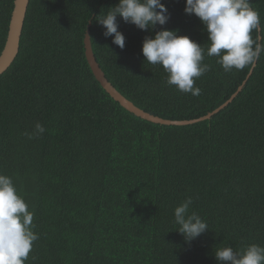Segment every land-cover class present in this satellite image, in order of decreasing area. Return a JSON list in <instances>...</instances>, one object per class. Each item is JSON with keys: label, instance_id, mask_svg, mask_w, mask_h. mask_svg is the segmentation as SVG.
Wrapping results in <instances>:
<instances>
[{"label": "trees", "instance_id": "obj_1", "mask_svg": "<svg viewBox=\"0 0 264 264\" xmlns=\"http://www.w3.org/2000/svg\"><path fill=\"white\" fill-rule=\"evenodd\" d=\"M170 19L141 30L117 17L125 47L96 20L119 0H31L11 67L0 75V173L11 176L34 212L25 264H219L216 247L264 246V53L251 68L224 72L216 57L195 81L199 96L166 83L146 61V36L179 30L208 47L186 0H162ZM264 27V0H251ZM15 0H0V56ZM99 18V17H98ZM92 48L109 82L143 111L171 121L213 113L188 125L136 116L94 75ZM36 122L45 133L29 139ZM193 200L208 229L188 243L174 209Z\"/></svg>", "mask_w": 264, "mask_h": 264}, {"label": "clouds", "instance_id": "obj_2", "mask_svg": "<svg viewBox=\"0 0 264 264\" xmlns=\"http://www.w3.org/2000/svg\"><path fill=\"white\" fill-rule=\"evenodd\" d=\"M185 12L195 14L203 23L208 35V47L194 41L179 30L161 28L155 36H146L142 52L146 61L160 65L167 73L166 83L181 93L199 96L201 89L195 81L211 70L204 63L207 56L216 57V63L228 73L255 67L264 53V27L251 0H186ZM151 31L165 25L170 19L168 7L162 0H119L96 20L104 27V35L113 43L125 47V35L119 30L117 17ZM99 17V18H98ZM45 127L36 122L29 139L45 133ZM193 200L185 199L174 209L175 223L188 243L198 238L209 227L196 212H189ZM34 212L26 199L18 194L11 176L0 173V264H25L33 242L39 236L33 231ZM219 264H264V246L249 244L242 250L232 246L216 247Z\"/></svg>", "mask_w": 264, "mask_h": 264}, {"label": "water", "instance_id": "obj_3", "mask_svg": "<svg viewBox=\"0 0 264 264\" xmlns=\"http://www.w3.org/2000/svg\"><path fill=\"white\" fill-rule=\"evenodd\" d=\"M31 0H15V7L13 10L11 22H10V30L7 38L6 45L4 47V50L0 56V75L5 73L11 65L14 63L15 59L18 56V53L20 51V41L24 29V24L28 12V8L30 5ZM91 22L89 24V28L87 30V33L85 35V48H86V57L87 60L91 66V69L96 76L97 80L101 83L103 88L117 101L119 102L124 108H126L128 111L134 113L136 116L141 117L145 120H149L154 123L164 124V125H188L192 123H196L199 121H203L206 119H209L213 114L218 113L225 107H227L233 100L236 98V96L239 94V92L242 91L243 87L246 85L247 80L251 77L253 74V71L256 67H252L251 71L247 77V80L243 83V85L239 88V90L222 106H220L217 110H215L213 113L204 116L202 118L191 120V121H171V120H165L159 117H156L154 115H151L142 109L135 106L131 101L126 99L106 78L104 71L100 67L99 63L96 60L93 48H92V41H91ZM257 64V63H256Z\"/></svg>", "mask_w": 264, "mask_h": 264}]
</instances>
